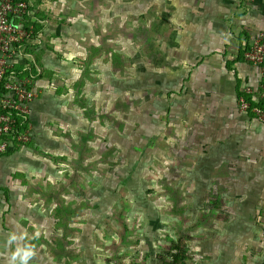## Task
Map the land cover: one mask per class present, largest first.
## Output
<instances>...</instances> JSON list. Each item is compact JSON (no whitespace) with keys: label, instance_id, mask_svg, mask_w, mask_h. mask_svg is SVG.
<instances>
[{"label":"rangeland","instance_id":"1","mask_svg":"<svg viewBox=\"0 0 264 264\" xmlns=\"http://www.w3.org/2000/svg\"><path fill=\"white\" fill-rule=\"evenodd\" d=\"M41 3L33 142L0 157V264H214L216 150L184 118L170 31L187 1Z\"/></svg>","mask_w":264,"mask_h":264},{"label":"crops","instance_id":"2","mask_svg":"<svg viewBox=\"0 0 264 264\" xmlns=\"http://www.w3.org/2000/svg\"><path fill=\"white\" fill-rule=\"evenodd\" d=\"M185 1L181 25L170 31L180 35L187 89L181 101L184 118L195 120L201 129L202 115L203 129L216 150L213 176L220 182L226 220L222 233L212 238L218 245L214 264H264V125L240 108L243 95L257 105L263 83L260 66L246 61L244 53L255 39L264 38V0ZM41 4L31 1L37 31L18 48L15 64V71L32 69L35 93L45 79V53L39 50L49 34ZM29 118L33 124L31 113ZM220 245L224 248L218 250Z\"/></svg>","mask_w":264,"mask_h":264},{"label":"built area","instance_id":"3","mask_svg":"<svg viewBox=\"0 0 264 264\" xmlns=\"http://www.w3.org/2000/svg\"><path fill=\"white\" fill-rule=\"evenodd\" d=\"M32 0H0V83L4 75L16 64L18 48L31 40L33 28L24 24V17L30 16ZM15 18V20H14ZM244 58L260 66L262 87L259 100L264 103V38L258 37L244 53ZM12 74V73H11ZM30 77H13L3 83L0 94V155L27 145L34 138V126L29 118V106L36 93ZM242 111L250 112L264 125V105H251L240 99ZM21 122V123H20ZM26 124L24 129L20 125Z\"/></svg>","mask_w":264,"mask_h":264},{"label":"trees","instance_id":"4","mask_svg":"<svg viewBox=\"0 0 264 264\" xmlns=\"http://www.w3.org/2000/svg\"><path fill=\"white\" fill-rule=\"evenodd\" d=\"M24 24L26 25V26H28V25H31L32 26V28H33V33H32V36H31V38H33V36L35 35V32L37 31V20L36 19H33L32 17H31V15L29 16V15H26L25 17H24ZM18 70V69H17ZM12 73V74H11ZM32 74H33V71H32V69H30L29 71L27 70V71H24V70H20V72L19 71H15V65L13 66V68H12V70L11 71H7L6 73H5V75H4V78H3V82L2 83H0V94L2 93V92H4V88H3V83H5V82H7V81H10L13 77H17V78H23V77H33L32 76ZM32 79V78H31ZM243 99L245 100V101H249V98H247L245 95H243ZM257 101H259L258 103H257ZM256 101V103H254V104H257V105H259V106H261V105H263V103H262V101L261 100H257ZM251 104V103H250ZM252 105V104H251ZM21 123V122H20ZM25 126H26V124L25 123H23L22 122V124L20 125V129H24L25 128ZM33 142V141H32ZM17 148V147H16Z\"/></svg>","mask_w":264,"mask_h":264},{"label":"clouds","instance_id":"5","mask_svg":"<svg viewBox=\"0 0 264 264\" xmlns=\"http://www.w3.org/2000/svg\"><path fill=\"white\" fill-rule=\"evenodd\" d=\"M16 255H19V252H18ZM31 255H32V253H31L30 251L25 252V253L23 254V256L21 257V259H22L23 261L26 262L27 258H28L29 256H31ZM14 258H15V256H14Z\"/></svg>","mask_w":264,"mask_h":264}]
</instances>
